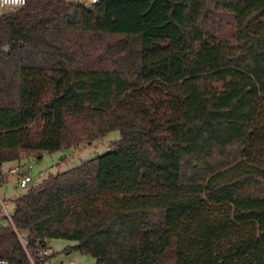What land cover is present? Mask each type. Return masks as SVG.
I'll return each instance as SVG.
<instances>
[{
  "label": "trees",
  "instance_id": "obj_1",
  "mask_svg": "<svg viewBox=\"0 0 264 264\" xmlns=\"http://www.w3.org/2000/svg\"><path fill=\"white\" fill-rule=\"evenodd\" d=\"M113 128L11 199L0 258L53 264L61 237L87 264H264V0L5 6L0 163Z\"/></svg>",
  "mask_w": 264,
  "mask_h": 264
},
{
  "label": "rangeland",
  "instance_id": "obj_2",
  "mask_svg": "<svg viewBox=\"0 0 264 264\" xmlns=\"http://www.w3.org/2000/svg\"><path fill=\"white\" fill-rule=\"evenodd\" d=\"M83 1V0H74ZM87 1V0H84ZM5 7H0V11ZM118 137L116 128L109 129L98 137L83 138L75 145L61 147L51 151L28 153L18 160H7L1 165L0 174V211L2 207L8 214L13 204L12 198L23 191L24 187L16 183V173L7 170L13 164H28L27 171L31 176L28 183H35L47 173L61 171L80 163L89 157L100 154L109 149L110 142ZM74 240L61 237L44 238L43 252L49 255L46 262L53 264H87L93 261V256L69 248Z\"/></svg>",
  "mask_w": 264,
  "mask_h": 264
},
{
  "label": "built area",
  "instance_id": "obj_3",
  "mask_svg": "<svg viewBox=\"0 0 264 264\" xmlns=\"http://www.w3.org/2000/svg\"><path fill=\"white\" fill-rule=\"evenodd\" d=\"M93 1H95V0H87V2H93ZM17 5H20V4L10 3L9 0H0V7L17 6ZM28 166H29L28 164L16 163V164H13L12 166H9L7 168L8 171L16 173V183L18 186L23 187L30 180L31 176L29 175L28 171L26 170ZM0 212L7 214L4 211L3 207H2V210ZM17 236H18V239L20 240V243L23 244V241H24L23 234L18 233ZM29 262H30L29 264H35V262L30 257H29ZM0 264H7L6 260L3 258H0Z\"/></svg>",
  "mask_w": 264,
  "mask_h": 264
},
{
  "label": "clouds",
  "instance_id": "obj_4",
  "mask_svg": "<svg viewBox=\"0 0 264 264\" xmlns=\"http://www.w3.org/2000/svg\"><path fill=\"white\" fill-rule=\"evenodd\" d=\"M9 2L13 4H23L24 0H9Z\"/></svg>",
  "mask_w": 264,
  "mask_h": 264
},
{
  "label": "crops",
  "instance_id": "obj_5",
  "mask_svg": "<svg viewBox=\"0 0 264 264\" xmlns=\"http://www.w3.org/2000/svg\"><path fill=\"white\" fill-rule=\"evenodd\" d=\"M84 1V0H83ZM5 161H3L2 163H0V168H1V165L4 163ZM1 170V169H0ZM0 174H2V172L0 171Z\"/></svg>",
  "mask_w": 264,
  "mask_h": 264
}]
</instances>
